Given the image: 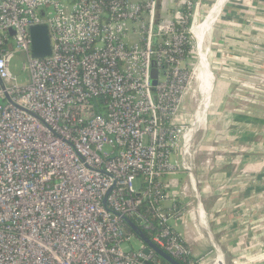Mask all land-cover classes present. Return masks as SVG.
Segmentation results:
<instances>
[{"label": "built area", "instance_id": "2783aa9c", "mask_svg": "<svg viewBox=\"0 0 264 264\" xmlns=\"http://www.w3.org/2000/svg\"><path fill=\"white\" fill-rule=\"evenodd\" d=\"M160 4L0 0V264H168L124 217L181 264H226L205 205L230 153L220 129L208 142L215 84L210 105L195 80L204 2ZM41 24L53 54L33 59Z\"/></svg>", "mask_w": 264, "mask_h": 264}, {"label": "rangeland", "instance_id": "374dc122", "mask_svg": "<svg viewBox=\"0 0 264 264\" xmlns=\"http://www.w3.org/2000/svg\"><path fill=\"white\" fill-rule=\"evenodd\" d=\"M210 2L212 5L216 0ZM230 5L225 9V16L232 26L227 21L228 26L216 30L220 37L212 48L215 55L211 70L216 77L214 116L222 111L224 102L232 116L241 114L239 123L229 122V153H235L233 165L243 161L241 157L236 158L238 155L244 156V160L248 159L246 172L256 174L264 169V0H238ZM26 62L23 53H16L12 60L10 71L18 85L29 82V75L23 69ZM237 132L242 133V138L234 137ZM257 166L261 168L256 169ZM185 179L186 174L181 173L174 176L172 182ZM259 203L256 208L258 225L252 236L256 246L249 247L239 261L232 262L228 256L226 264H264V206ZM133 246L138 250L140 244L135 242Z\"/></svg>", "mask_w": 264, "mask_h": 264}, {"label": "crops", "instance_id": "0c3cea01", "mask_svg": "<svg viewBox=\"0 0 264 264\" xmlns=\"http://www.w3.org/2000/svg\"><path fill=\"white\" fill-rule=\"evenodd\" d=\"M211 0H203L205 11L207 7H209ZM175 0H161L160 10L166 11L170 10L173 7ZM231 2H238L231 1ZM230 0H222L220 3V14L217 15L216 20L213 23V29L211 33H213V37L211 35V43H210V51H211V62L209 64V69L211 72L210 78V87L214 85L216 80L214 73L212 72V64L214 59L213 53V45L215 42H218L219 35L216 30L220 27L228 26L226 24L227 21L230 22V19L226 18L225 9L230 8ZM219 4V0L212 5H210L209 9L206 11L204 15H202L200 22L206 21L208 16L211 14L212 10L215 9V6ZM219 8V7H218ZM231 23V22H230ZM229 25L232 26V23ZM215 25V26H214ZM208 31V29H207ZM216 31V33H215ZM217 36V37H216ZM216 58V57H215ZM214 79V80H213ZM213 84V85H212ZM222 88V87H221ZM213 89V88H211ZM210 89V90H211ZM210 98L212 97V93L209 94ZM227 100V99H226ZM211 103L212 100L210 99ZM228 103V100H227ZM229 104V103H228ZM212 105V104H211ZM228 106L224 102L223 109L216 117L213 115L211 117V129L209 134V144L212 143L216 138V130L220 129L223 134L226 135V144L229 146L231 140L228 138V129L229 122L239 123L240 115L232 116L228 112ZM241 132H237V135L234 136L239 138L241 136ZM233 138V137H232ZM242 138V136H241ZM230 140V141H229ZM215 142V141H214ZM248 160V159H247ZM246 159L242 162L234 163L233 154H229L228 159L222 163L219 167L218 174L224 175L225 178L229 180L228 193L227 195H219L217 192L213 193L211 196H208L205 199V205L207 208V212L209 215L210 221V229L213 233L214 242L217 245H220L225 254V260L227 261V257L232 258L233 261H239L243 259V254L249 247H255L256 241L252 240V236L254 235L255 225L257 223V214L258 209L256 208L260 205L259 202L264 206V169L260 170L261 172L253 174L250 172H246L245 164ZM255 167V166H254ZM249 167L248 169H250ZM261 167L257 166L256 169H260ZM264 168V167H262ZM245 174H250L251 177H255L257 180L256 183H252ZM262 174V175H261ZM261 200V201H259ZM247 237L251 239H245ZM254 237V236H253ZM208 243V242H206ZM195 253L198 254V250L195 249Z\"/></svg>", "mask_w": 264, "mask_h": 264}, {"label": "bare ground", "instance_id": "6f19581e", "mask_svg": "<svg viewBox=\"0 0 264 264\" xmlns=\"http://www.w3.org/2000/svg\"><path fill=\"white\" fill-rule=\"evenodd\" d=\"M221 2L222 0H219V4L215 6V9L212 10L211 14L208 16V18H206L207 20L199 22L195 29V36L198 43L199 56H200V59L195 69V80L197 82L199 90H201V88H204L201 91L200 98L203 99L204 103L205 102L210 103V105H211V101H210L211 98L209 94L212 93V89H211L212 87H210V81H209L211 78L209 64L211 62L210 43L213 41V40L211 41L210 37L213 34L211 33L213 29V23L216 20L217 15H219L221 12L220 10Z\"/></svg>", "mask_w": 264, "mask_h": 264}, {"label": "water", "instance_id": "95a60500", "mask_svg": "<svg viewBox=\"0 0 264 264\" xmlns=\"http://www.w3.org/2000/svg\"><path fill=\"white\" fill-rule=\"evenodd\" d=\"M29 36L31 40V55L33 59H46L50 58L53 54L52 40L50 29L47 24L35 25L29 28ZM155 66V64H154ZM157 71L153 70V85H156ZM128 227L136 233V235L145 242L150 250H153L160 258H162L168 264H181L174 260L164 251L156 247L138 228L137 226L127 218H123Z\"/></svg>", "mask_w": 264, "mask_h": 264}]
</instances>
